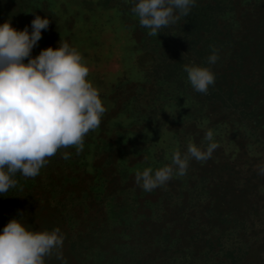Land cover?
I'll use <instances>...</instances> for the list:
<instances>
[{
    "label": "trees",
    "instance_id": "1",
    "mask_svg": "<svg viewBox=\"0 0 264 264\" xmlns=\"http://www.w3.org/2000/svg\"><path fill=\"white\" fill-rule=\"evenodd\" d=\"M46 2L0 0V24L10 21L20 30L39 15L52 29L54 12ZM101 6L121 14L149 56L144 80L113 87L111 110L96 135L87 134L79 155L62 149L37 177L17 175L18 186L0 195V233L14 218L31 230L28 216L40 205L52 220L47 230L66 223L71 231L80 224L78 231H88L64 246L73 264H264V175L258 167L264 165V0H195L187 17L156 36L140 26L133 0H101ZM213 48L219 59L209 64ZM184 65L214 73L207 94L191 87ZM172 95L175 117L165 129L181 156L189 140L205 150L208 130L218 147L206 161L190 158L184 176L173 166L165 185L144 191L135 182L143 169L135 171L128 160L145 156L144 131L159 125ZM64 151L70 159L62 158ZM68 262L53 254L45 264Z\"/></svg>",
    "mask_w": 264,
    "mask_h": 264
},
{
    "label": "clouds",
    "instance_id": "2",
    "mask_svg": "<svg viewBox=\"0 0 264 264\" xmlns=\"http://www.w3.org/2000/svg\"><path fill=\"white\" fill-rule=\"evenodd\" d=\"M131 11L150 36L187 17L195 0H133ZM178 13V14H177ZM50 20L36 15L31 32L25 26L16 30L10 21L0 24V195L18 186L17 175L35 178L49 159L60 150L75 148L76 155L84 150L85 137L97 130L106 112L100 92L87 79L90 75L87 60L66 41L56 48L42 49L32 56L42 39V30ZM219 59L216 50L207 58L209 64ZM191 87L207 94L214 85L215 75L208 67L184 65ZM205 150L191 140L187 153L172 154L171 165L153 172L151 167L137 172L135 182L144 191L165 185L173 175L184 176L190 158L206 161L218 144L208 130ZM71 153L64 151L68 160ZM174 166V167H173ZM264 175V165L258 166ZM22 219V218H21ZM21 219H11L0 233V264H45V258L55 254L62 259L60 249L64 237L60 229L52 231L28 230Z\"/></svg>",
    "mask_w": 264,
    "mask_h": 264
},
{
    "label": "rangeland",
    "instance_id": "3",
    "mask_svg": "<svg viewBox=\"0 0 264 264\" xmlns=\"http://www.w3.org/2000/svg\"><path fill=\"white\" fill-rule=\"evenodd\" d=\"M46 1L48 10L54 12V27L48 28L46 31L42 30V39L33 49L32 56L38 55L42 49L56 48L60 40L76 47L87 60L90 69L87 79L99 90L106 108L105 113H108L113 105L108 98L113 87L119 82H142L145 77L144 69L150 64V60L147 59L149 56L143 55L144 49L139 48L132 38L131 30L125 24V19L121 14L115 8L101 6V0ZM35 5L37 6V4ZM25 26L27 25H23L20 30H23ZM28 27L31 32V26L28 25ZM164 101L165 103L168 101L167 105L170 107L161 113V122L157 127L144 131L149 140L148 146H145L148 147L147 152H144L145 156L128 160L129 164L133 163L135 171L138 166L143 170L151 167L155 172L165 165H171L172 154L178 150V141L171 131L165 129L166 125L173 123L175 117L173 103L176 100L172 95ZM97 131L98 129L94 131L95 135ZM93 149L98 153L96 155L98 159L100 147L95 145ZM85 161L87 163L86 171L92 172L91 155H88ZM40 207L38 205L36 211L32 209L33 211L28 216V221L31 224L29 229L32 231H45L47 224L52 223V220L49 221L48 214L39 210ZM82 209H78L77 214L80 215ZM94 212V210L91 211L88 214L89 217H92ZM76 226L73 231L69 230L66 223L60 227V234L64 237V242L59 251L62 253L63 259L69 261V264H73L70 253L64 252L68 238L73 236L79 241L80 237L88 232L78 231L81 224ZM49 260L50 257H46L45 263H49Z\"/></svg>",
    "mask_w": 264,
    "mask_h": 264
}]
</instances>
